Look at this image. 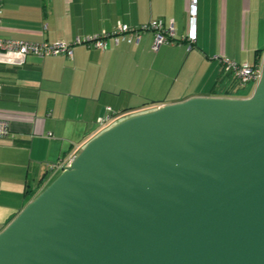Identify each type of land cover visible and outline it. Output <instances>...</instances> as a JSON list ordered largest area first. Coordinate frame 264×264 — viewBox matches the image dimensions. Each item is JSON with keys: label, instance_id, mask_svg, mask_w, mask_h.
<instances>
[{"label": "water", "instance_id": "water-1", "mask_svg": "<svg viewBox=\"0 0 264 264\" xmlns=\"http://www.w3.org/2000/svg\"><path fill=\"white\" fill-rule=\"evenodd\" d=\"M0 264H264V55L247 97L163 104L88 140L0 230Z\"/></svg>", "mask_w": 264, "mask_h": 264}, {"label": "crops", "instance_id": "crops-1", "mask_svg": "<svg viewBox=\"0 0 264 264\" xmlns=\"http://www.w3.org/2000/svg\"><path fill=\"white\" fill-rule=\"evenodd\" d=\"M190 2L3 0L0 35L7 39L70 42L117 23L137 27L157 19L175 30L173 42L156 51L153 32L144 31L138 42L109 40L104 50L75 44L71 57L0 62V118L10 127L9 137L0 139V230L34 197L25 190L38 193L47 183L50 163L78 153L91 139L107 106L122 118L194 96L248 95L250 85L230 88L240 96L213 91L222 58L254 65L259 55L261 63L264 0H196L192 43L186 40Z\"/></svg>", "mask_w": 264, "mask_h": 264}, {"label": "built area", "instance_id": "built-area-1", "mask_svg": "<svg viewBox=\"0 0 264 264\" xmlns=\"http://www.w3.org/2000/svg\"><path fill=\"white\" fill-rule=\"evenodd\" d=\"M2 3L0 0V23L2 14ZM195 9L196 0H191L188 18V30L186 40L189 43L195 41L196 25H195ZM175 27L173 23L164 25L160 19L151 20L147 23L131 27L123 23H117L115 28L108 31L102 29L99 33L88 35L85 37L75 36L70 42L55 41V42H27L15 39H7L0 35V62L8 64H21L24 62L27 55H35L38 57L55 56L65 54L72 56V45L85 44L97 50H104L108 47V41L111 40L114 45H118L121 41L131 43L138 42L140 33L144 31L153 32L152 49H156L162 44L173 42ZM222 73L230 75L235 81L237 87L244 88L247 85L256 84L261 76V63L248 64L237 63L226 58L221 59ZM1 87V86H0ZM122 115L116 113L110 106L105 108V112L97 117L95 121L96 129L91 135L95 137L97 132L104 131L109 128L112 123L117 121ZM10 135L9 122L0 118V139H6ZM77 154V153H76ZM69 154L65 158L60 159L56 163H50L48 168L50 172H55L67 166L76 155Z\"/></svg>", "mask_w": 264, "mask_h": 264}, {"label": "trees", "instance_id": "trees-1", "mask_svg": "<svg viewBox=\"0 0 264 264\" xmlns=\"http://www.w3.org/2000/svg\"><path fill=\"white\" fill-rule=\"evenodd\" d=\"M258 54V53H257ZM259 55H257V60H256V64H258V61H259ZM223 74V73H222ZM216 85H218V91H213V94L214 95H218V94H222V95H232V96H240L237 91L233 92L230 90V88H236L237 85L235 83V81L233 80V78L228 75V74H223L221 75V77L217 80V83ZM238 88V87H237ZM223 89V90H222ZM239 89V88H238ZM222 90V91H221ZM251 94V92L249 91L248 92V95L249 96ZM246 96V97H247ZM116 113L119 114L118 111H115ZM141 112V111H140ZM84 146V145H83ZM47 184H45L43 187H45ZM25 194L28 195L30 198H32L33 196H35L37 194V189H29L27 188L25 190Z\"/></svg>", "mask_w": 264, "mask_h": 264}, {"label": "rangeland", "instance_id": "rangeland-1", "mask_svg": "<svg viewBox=\"0 0 264 264\" xmlns=\"http://www.w3.org/2000/svg\"><path fill=\"white\" fill-rule=\"evenodd\" d=\"M197 79H198V78H196L195 80H197ZM247 86H248V85H247ZM247 86H246V87H247ZM254 86H255L254 84H251V85L249 86V87H251L250 92L253 90ZM124 118H126V117H122V118L118 119L117 121H115L114 123H112V125L116 124L117 122L121 121V120L124 119ZM112 125H111V126H112ZM111 126H110V127H111ZM102 131H103V130H102ZM102 131H101V132H102ZM101 132H97L96 135H98V134L101 133ZM96 135H95V136H96ZM87 141H88V140H87ZM81 149H82V147H81ZM81 149H80V150H81ZM80 150H79V151H80ZM78 153H79V152H78ZM59 173H60V170H57V171L53 172V173L50 175L49 180L47 181L46 184L50 183V182H51V181H52V180H53V179H54Z\"/></svg>", "mask_w": 264, "mask_h": 264}]
</instances>
